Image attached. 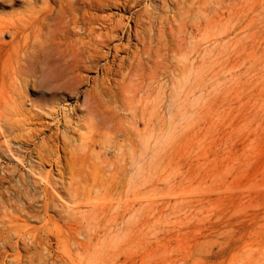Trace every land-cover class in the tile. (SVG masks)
Instances as JSON below:
<instances>
[{"label":"rangeland","instance_id":"1","mask_svg":"<svg viewBox=\"0 0 264 264\" xmlns=\"http://www.w3.org/2000/svg\"><path fill=\"white\" fill-rule=\"evenodd\" d=\"M25 1L19 0L13 6L2 4L0 0V19L4 16L13 18L7 22H0V75L2 67L15 53L17 44H20L12 41L11 32L15 25L20 28L18 37L24 39L22 46L33 48L30 51L40 46L38 36L42 35L41 32L45 28L41 27L42 18L39 12L44 10L46 5L42 1H32V6L28 7ZM149 4V0H138V5L135 0L127 2L119 0L112 2L111 8L105 9V12L98 13L101 15L104 13L105 16L111 13L117 17H129L147 8ZM122 5H126L129 10L124 11ZM132 26L135 27L133 22ZM94 27L99 31L103 23L99 22ZM2 31L5 33H1ZM62 38L71 41L77 39L74 33H67ZM169 39L171 40L170 33ZM58 43L57 39L56 44ZM187 46L190 48V44ZM51 48L55 50L56 46ZM261 49H264V43ZM249 50L254 52V48L250 45L249 53L245 52L241 56V58L244 56L242 60L237 55H232L229 60L230 69L236 64L235 59L238 60V65L236 64V67L227 72V77L229 78L230 74L231 76L236 74L241 80H238L239 78L232 80L230 76L225 82V79H221L220 76L215 77V97L212 102L210 100L201 102L200 105L203 104L201 114L197 112L198 116L194 119L182 121L179 124H177L178 121L170 124L169 122L172 121L169 120L170 117L168 118L167 124L171 126L167 125L168 132L170 134L175 132V134L169 139L163 169L154 180L150 181L151 183L147 182V184L146 182L134 184L129 182L131 174L126 172L125 168H129L127 162L130 156L128 154L126 157V155L135 147L133 148V139L129 143L130 137H127V133L137 125H139L138 131L145 127L142 123L141 110L146 104L136 105L140 95L143 100L147 93L143 94L144 85L149 84L144 92L148 90V94H152L151 99H154L160 92V85L166 81L164 101H167V106L173 101L171 99L172 80L176 79L172 74L173 68L168 69V76L164 78L154 74L156 71L153 70L155 69L153 62L158 60V54L153 53L154 57L156 56L155 61L151 64L149 63L151 60H148V66L151 65L146 72L149 73V78L155 81L149 79L151 82H145L148 79L146 72V79L144 73L142 80L139 78V73L137 81L135 77L133 82L128 79L130 76L127 78V86L123 94L134 100L129 106L136 107L129 109L128 106L129 112L127 108L126 110L118 109L120 117L114 120V124L120 127L121 131L124 132L126 129L127 132H120V135L115 136L110 133L111 127H107L106 131L109 133L104 131L103 124L99 125L101 127L95 126L99 129L93 130L94 128L90 125L100 123V120L94 119L80 107L85 101V95L93 89L92 79L96 75L103 77L100 69L105 64L104 60L80 71V81L73 82L75 90L50 93V86L55 84L58 77L56 74L57 71H61V66L56 68V55L54 56L50 47L41 52L36 76L28 79L29 82L22 92H15V88L13 89V94L15 92L23 95L24 100H20L22 112L24 117L29 118V124L26 125L22 137L16 141L13 139L8 141L5 137L0 139L2 143L4 141L5 146L9 145L14 153L20 154L19 157L22 158L21 162L16 161L10 153L2 155L0 152V264H264V108L262 107L258 113L254 110L253 114L249 112L247 106L250 99L259 98L262 93L260 90H254L252 82L249 81L251 75L257 77L258 74L255 70L258 65L253 62L252 53ZM167 53L170 54V51ZM23 54L25 52L20 53L21 58H24ZM168 54L167 60L170 59L167 63L174 67L175 61L178 62V56H174L173 53ZM246 55H250L251 58ZM246 57L248 61L243 64ZM145 60H147L146 57ZM262 66L264 68V63ZM98 68L99 72H96ZM150 68L152 72H155L152 73ZM259 78L260 76L255 82L261 80ZM140 80L143 85L139 82ZM220 80L221 84H219ZM134 81L136 83L133 85ZM132 86H135L134 89ZM138 86L143 88L142 94ZM150 87L155 91L150 93L154 90ZM157 87H159L158 90ZM147 95L143 102L147 100ZM52 97L63 101L57 118L64 124V115H68V126L71 129H67L62 123L59 128L48 116L41 117L36 114L35 111L39 110L36 105ZM142 100L139 99V102L141 103ZM212 105H214L212 110H209ZM262 106H264V99ZM110 108L114 109L116 105L112 104ZM132 114L136 115L138 120ZM85 117L88 118L89 123L85 122ZM121 119L124 120L121 122ZM172 126L175 127L173 130ZM58 128L66 133L64 140L67 139V144H70L67 157L63 159L60 171L55 165L51 167L48 164L39 166L36 172L52 171L56 177H59L61 172L66 176L64 185L54 188L47 187L44 183L36 184L33 182L34 176L31 173L33 170L29 168L30 161L34 160L30 158L36 159L35 148L41 144L42 140L47 143L48 139H51V144L55 142L54 145L63 146V140L55 136ZM97 130L98 133H96ZM107 134H109L108 137ZM17 135L18 133L15 134ZM83 143L93 145L92 149H88L87 146L83 148L85 147ZM140 150L141 146L135 148L136 152ZM75 151L76 154L89 155L88 165L85 163L83 166L76 161L72 153H69H75ZM63 154L62 152L61 155ZM117 161L123 165L124 169H120ZM122 161L126 163L125 166ZM86 168L89 171L85 170ZM79 169H84L87 174L90 171L96 173L99 170L107 177V181L104 176L100 180H105L108 185L117 181V187L114 182L112 183L114 185L107 187L104 181H100L102 184L99 182L95 184L96 182L91 180L89 185L81 186L87 192L92 189L91 193L70 198L67 183L71 185L69 188L73 189L77 188L78 181L76 184L75 181L71 184L67 179L68 174L74 172L73 170L78 173ZM108 171L111 174L112 172L115 175L118 174L114 176L119 180H112L109 183L113 177H108L110 176ZM51 187L56 193L54 191L52 193ZM88 187L91 189L88 190ZM54 193L59 196L56 195L53 198ZM89 194H92L90 198L86 196ZM66 196L68 198H65ZM199 201L202 202L199 203ZM118 205L119 209L115 207ZM128 205L136 208V214L132 217L134 211L132 214L129 210L125 211Z\"/></svg>","mask_w":264,"mask_h":264},{"label":"bare ground","instance_id":"2","mask_svg":"<svg viewBox=\"0 0 264 264\" xmlns=\"http://www.w3.org/2000/svg\"><path fill=\"white\" fill-rule=\"evenodd\" d=\"M1 1L2 4H12L14 6L15 3L19 0ZM32 1H42L46 5L45 9L39 12L42 18L41 27L44 26L46 31L43 30L45 31V33H43V31L41 30L42 35L38 36L40 37V46L33 51H30V49L33 48H26L21 45L24 42V39L18 37V30L20 28L17 25H15L14 30L11 32L12 41H14L16 44H20H17L15 53L13 54L11 59L8 60L2 67L3 70L0 75V139L2 137H5L8 139V141H12V139L16 141V139L22 137L23 131L26 130L25 127H27L26 125L29 124V118L24 117V113L22 112V101L20 102V100L23 99V95L22 93L15 92H22L23 88L26 87L27 83L29 82L28 79L36 76L39 69V59L40 55L42 54L41 52L46 51L47 47H50V49L53 51L52 53H54V56L56 55V68H60L61 66V71H57L56 75L58 77L55 80V84H52V86H50V93L62 90H75V88H73V82L80 79V71L84 68H91L93 67V63H96L102 59L104 60L105 64L100 69L102 71L103 77H98L96 75L92 79L93 89L91 91H88V93L85 95V101L80 107L85 109V112L93 116L94 119L98 121L100 120V123H94L90 125L92 126V128H94L93 130L98 128H95V126L103 124L105 128L104 131L107 130V127H111V131L109 129L108 130L115 136H118L121 134L120 132H123L121 131L122 129L120 130V127H116V125L114 124V120L119 116L118 109L126 110L127 108L128 111L131 108L130 103H133L132 101H134L123 94L125 93L127 80L130 79V82H133V78H138L139 74L140 79L143 73L144 78L146 73V75L149 74L146 71H148L147 69L150 67L152 62L155 61L154 59L156 58V56L154 57L153 53H155V55L156 53L158 54V60L155 61L156 63L153 62V68H155L153 70H155L156 73H154L155 71L152 72V69L150 68L152 73L158 76L160 75L161 78H164L168 76V69L170 67L173 68L172 74L176 77V79L174 81L172 80L173 87L171 92V99L173 101H171L168 106L166 105L167 101H164L166 95V81L164 82L165 84L162 83L160 85V92L158 95H155L154 99H151L152 94L149 95L148 90L144 92L145 88L149 84L144 85L143 88H145L143 90V94L147 92L145 94V97L148 94L147 100L143 102L145 97L142 100V96L140 95V97H138L140 100H142L141 103L139 102L138 98V102L136 100L137 104L135 102L136 105L142 103L146 104L144 105L145 107L141 110L142 114L140 112V114L142 115V123H144L145 127L143 128L144 130L142 129L141 131H138L139 125H137L136 128L132 127V130L127 133L128 136L126 135L127 137H130L128 138L129 143L130 140L133 139V148L141 146V150L139 152H136L135 148H132L134 152L130 149L131 153L129 152L126 155V157L128 156V154L130 156L127 162L129 168L127 167L128 169L125 168V170L126 172L131 174L130 178L128 176L129 182L131 184H134L136 182H146L147 184V182L149 183L150 181L154 180L156 176H158V174L163 169V165L166 160L169 139L175 134V132H173L172 134L168 132L167 128L171 127L167 124L168 118L170 117L169 120L172 121L169 122L170 124L176 121H178L177 124H179L182 121H189L194 119L196 116H198L197 112L201 114L200 110H202L201 106L203 105H200L201 102H209V100L212 102L215 97V77L220 76L221 79H225V82L227 79L229 80L231 74L228 78L227 72L238 65V60L235 59L237 65L234 64V66L230 69V57H232V55H237V57L241 58V56L245 52L247 54L250 45L252 48H254V52L251 51L253 49L249 51L252 53L251 57L253 59V62L258 65L256 66L258 70L256 68L255 70L258 71L257 77L260 76L261 80L255 82L257 80V77L255 75V77H253L251 75L252 73H250L251 78L249 79V81L252 82L251 84L253 85L252 88L254 90H260L262 93L259 98L250 99L247 106L250 110L249 112H253V114L254 110H257L258 113L262 107L264 108V106H262L264 99V68L262 66V64L264 63L262 62V60L264 59V49H261L262 44L264 43V0H149L150 4L147 8L140 10L135 14H131L129 17H117L111 13L110 15L105 16L104 13L102 15L98 13L100 11L105 12V9L111 8L110 6L112 2L119 0H26L25 3H27L28 7H31ZM127 1L129 0H126V2ZM135 2L138 5V0H135ZM122 9L124 11L129 10L126 8V5H122ZM8 20H13V18L11 16H8L6 18L4 16L3 19H0V22H7ZM12 22L14 23V21ZM99 22L103 23V27L98 31V29L94 26ZM132 22L135 24L134 28L132 26ZM176 26L178 27L176 28ZM168 31L170 33L171 40L169 39ZM1 33H5V31H2ZM67 33H74L77 39L71 41L62 38L63 36H66ZM57 39L59 40L58 44H56ZM153 44L155 46L154 48L152 46ZM188 44H190V48H188ZM51 46H56V49L54 50L53 48H51ZM154 49L156 51H154ZM105 50L107 51L105 52ZM167 51H170V54L173 53L174 56H178V62L175 61L176 63L174 64L176 65H174V67L168 65L167 63V61H169L170 59L169 58L167 60V54L169 53H167ZM21 52H25V54H23L24 58H21ZM250 55L246 56L250 57ZM145 57L147 60H145ZM247 57L244 58V62L242 61L243 64L248 61ZM174 59H176V57ZM148 60H151L149 61V63L151 62L149 66ZM243 64L242 66H244ZM146 66L148 67L146 68ZM96 72H99V68ZM134 73L136 75L138 73L139 74L136 76ZM242 74L244 76L243 72H241V75ZM245 74L247 75V72ZM129 76L130 78H128ZM131 76L133 77L131 78ZM149 77V75L148 77L146 76V78L148 79L145 80V82L147 81L148 83L149 81L151 82V80L155 81L154 79H151ZM231 77V79L234 80L236 78H239L240 76L232 74ZM141 80L139 82L142 84L144 82V79L143 82ZM238 80L241 79L239 78ZM135 83L136 82L134 81L133 85ZM219 84H221V80ZM132 87L134 89L135 86ZM138 87V90L140 89L142 94L143 88H140V86ZM14 88L15 92L13 94ZM158 88L159 87H157V90ZM152 91H155V89L151 90L150 93ZM62 102L63 101H61L60 98L52 97L51 99L46 100L44 103H40L38 106L36 105V108L38 107L39 110L35 112L38 116L41 117L48 116L54 121L55 125L60 128L62 121L57 117ZM109 103L111 105L115 104L116 108H110L111 105H108ZM213 106L214 105L210 106L211 109L209 110H212ZM134 107L136 106H133V108ZM66 109L67 108H65V111H67ZM206 111L208 112V110ZM36 114L34 115L36 116ZM132 115L134 116V114ZM211 117L212 115L210 116V118ZM64 118L65 122L64 124H62L65 125L67 129H71V127L68 126L69 116L64 115ZM85 119V122L89 123L88 118L85 117ZM122 120L124 119H121V122ZM196 120H198V118H196ZM116 123H118V121ZM167 125L169 127H167ZM90 126H88V128ZM173 127L174 126H172V130ZM59 130H57L55 136L58 137V139L63 140V146L54 145L55 142L51 144V139H48L47 143L44 142L45 140H42L41 144L36 146L35 148L34 157L36 159H33L32 157L30 158L31 160H34L30 161L31 166H29V168L31 167L33 170H31V173L34 176L33 182L36 184L44 183V185H46L47 187L52 186L54 188L64 185L66 176L61 172L59 174V177H56L52 171L44 172V170H42L41 173L36 172V168L48 164L51 167L55 165L56 169L60 171V165L62 164L63 159H66L67 157L66 155L68 151V145L70 144H67V139L64 140V138H66V133ZM125 131L126 129L124 130V132ZM37 132L38 131H36V133ZM98 132L99 131L97 130L96 133ZM106 132L109 133L108 131ZM16 133H18L17 136H15ZM91 133H93L92 130ZM108 135L109 134H107L106 136L108 137ZM132 142L130 145L131 147ZM3 143L0 140V152H2V155L3 153H10L11 155H13L12 157L16 159V161L21 162L20 159L22 158L19 157L21 155L15 154L12 148L9 147V145L5 146ZM136 143H138V145H135ZM87 144L88 143H86V145L84 144L85 147L83 148L88 147V149H92L93 145L90 146L91 144H88V146ZM81 149L80 151L84 150ZM62 152L64 153L63 155H61ZM73 152L69 153H72V155L76 157V161L82 163L83 166L85 165V163L87 164V159L89 157L87 153L84 155H80L76 154V151L75 153ZM93 156L94 159H96L95 155ZM123 159L124 158H122V160ZM104 161H106V159ZM119 162H121V160H119ZM119 162L117 161V164ZM119 164L120 169H124L123 165H121V163ZM125 164L126 163H124V166ZM85 170L88 169L86 168ZM85 170L79 169V172L77 171L78 173L73 170L74 172L68 174L69 176L67 179L70 180L71 184H73L74 181L76 184V181H78L77 188L73 189L69 188L71 185L69 184V186L67 183V191L69 192L68 194L70 198L71 196H73L72 198H74V196H83L85 194H88V192L91 193V188L88 187V190L91 189L88 192L84 187L81 188V186L83 185H89V182L91 180L94 183L96 182L95 184H97V182L102 184V182L100 181H104L105 183H107V177H105V175H102L99 170L96 173L90 171L88 174ZM99 174L101 176H99ZM112 174L108 171V175L110 176H107L110 178L113 177V179L111 178L109 180V183L110 181L112 182V180H119L115 177L116 175L118 176V174ZM102 176L105 177L106 181L100 180L104 178ZM3 178H1V180H3ZM23 182L25 181L23 180ZM112 183L109 184L110 187L111 185H114ZM114 183H116L117 187V181ZM109 185L108 183L106 184L107 187ZM52 187L51 191L53 193L55 189H53ZM116 187L114 188L116 189ZM219 189L223 190V188L221 189L220 187ZM115 191L116 190H114V192ZM54 192L56 193V191ZM55 193L54 195L52 194L53 198L54 196L56 197V195L59 196V194L55 195ZM90 195L92 194L86 196L90 198ZM65 198H68V196H66ZM200 202L202 201H199V203ZM131 205H128L125 211L129 210L130 214H132V212L134 211L131 215L132 217L134 214H136V208ZM66 206L68 208V205ZM73 206L76 207V205ZM115 207H117V209L120 208L119 205ZM117 237L119 238V236Z\"/></svg>","mask_w":264,"mask_h":264}]
</instances>
